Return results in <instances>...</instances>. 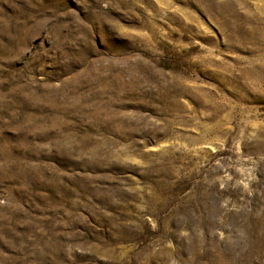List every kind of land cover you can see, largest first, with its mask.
<instances>
[{
	"label": "rangeland",
	"instance_id": "rangeland-1",
	"mask_svg": "<svg viewBox=\"0 0 264 264\" xmlns=\"http://www.w3.org/2000/svg\"><path fill=\"white\" fill-rule=\"evenodd\" d=\"M0 264H264V0H0Z\"/></svg>",
	"mask_w": 264,
	"mask_h": 264
}]
</instances>
